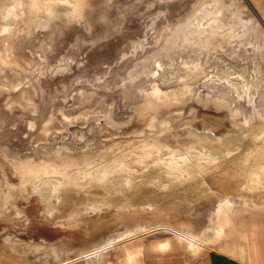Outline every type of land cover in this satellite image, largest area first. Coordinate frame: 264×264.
<instances>
[{
	"label": "rangeland",
	"instance_id": "374dc122",
	"mask_svg": "<svg viewBox=\"0 0 264 264\" xmlns=\"http://www.w3.org/2000/svg\"><path fill=\"white\" fill-rule=\"evenodd\" d=\"M257 231L264 28L245 0H0V264Z\"/></svg>",
	"mask_w": 264,
	"mask_h": 264
},
{
	"label": "crops",
	"instance_id": "0c3cea01",
	"mask_svg": "<svg viewBox=\"0 0 264 264\" xmlns=\"http://www.w3.org/2000/svg\"><path fill=\"white\" fill-rule=\"evenodd\" d=\"M174 234L189 254L173 251L169 241H162L155 245V249L160 252L157 254L147 253L141 245L136 247L129 243H120L119 248L116 247L117 244L111 246L106 257L114 259L110 261L112 264H264V231L249 233L243 244L206 250L184 234ZM225 234L224 232L221 237H225ZM117 252L121 253L120 257Z\"/></svg>",
	"mask_w": 264,
	"mask_h": 264
},
{
	"label": "water",
	"instance_id": "95a60500",
	"mask_svg": "<svg viewBox=\"0 0 264 264\" xmlns=\"http://www.w3.org/2000/svg\"><path fill=\"white\" fill-rule=\"evenodd\" d=\"M247 5L250 7V9L252 10V12L254 13L255 17L258 19V21L261 23V25L264 28V22L262 21V19L258 16V14L254 11V9L251 7V5L249 4V2L247 0H245Z\"/></svg>",
	"mask_w": 264,
	"mask_h": 264
},
{
	"label": "bare ground",
	"instance_id": "6f19581e",
	"mask_svg": "<svg viewBox=\"0 0 264 264\" xmlns=\"http://www.w3.org/2000/svg\"><path fill=\"white\" fill-rule=\"evenodd\" d=\"M221 208V207H220ZM217 229H218V227H217ZM221 229V228H220ZM222 230V229H221ZM218 232V231H217ZM219 232H222V231H219ZM218 234V233H217ZM219 235H221V234H219ZM110 242V241H109ZM111 243V242H110Z\"/></svg>",
	"mask_w": 264,
	"mask_h": 264
}]
</instances>
